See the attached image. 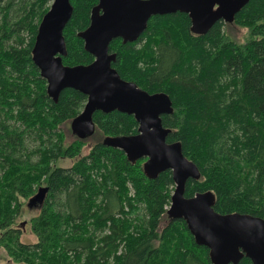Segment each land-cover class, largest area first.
Segmentation results:
<instances>
[{"label": "trees", "instance_id": "1", "mask_svg": "<svg viewBox=\"0 0 264 264\" xmlns=\"http://www.w3.org/2000/svg\"><path fill=\"white\" fill-rule=\"evenodd\" d=\"M52 2L0 0V250L19 264H213L185 221L168 216L172 172L152 180L144 159L131 162L103 144L138 134L134 116L97 112L95 134L81 140L71 123L87 96L67 89L57 101L48 97L33 48ZM98 3L71 0L65 66L94 62L79 35ZM231 25L247 31L245 41L227 31ZM191 26L179 12L152 17L135 43L110 44L112 67L171 98L174 113L162 118L168 142L181 144L201 172L185 197L212 192L216 212L264 219V0H251L233 23L220 21L207 34ZM66 160L70 167L61 165ZM41 187L49 193L30 221L37 242L25 244L18 221ZM239 264L252 262L245 256Z\"/></svg>", "mask_w": 264, "mask_h": 264}, {"label": "water", "instance_id": "2", "mask_svg": "<svg viewBox=\"0 0 264 264\" xmlns=\"http://www.w3.org/2000/svg\"><path fill=\"white\" fill-rule=\"evenodd\" d=\"M251 0H99L92 10L90 26L79 36L85 49L94 57L90 65L65 66L67 55L64 30L73 16L71 0H53L38 29L33 48V62L47 81V94L57 101L64 90L73 89L87 96V103L71 123L72 132L81 140L96 132L94 115L118 111L134 116L138 134L109 136L106 147L121 150L131 162L145 160L143 170L155 180L171 171L175 190L168 216L184 220L200 247L209 249L213 264H239L248 257L252 264H264V219L248 214H220L215 211L212 192L186 198V185L199 181L201 172L188 160L181 144L169 143L171 130L162 118L174 113L166 93L151 94L133 82L122 79L112 67L115 56L110 44L122 39L135 43L148 28L154 16L187 14L191 31L207 34L218 22L233 23L236 15ZM48 187H41L28 208L44 204Z\"/></svg>", "mask_w": 264, "mask_h": 264}, {"label": "rangeland", "instance_id": "3", "mask_svg": "<svg viewBox=\"0 0 264 264\" xmlns=\"http://www.w3.org/2000/svg\"><path fill=\"white\" fill-rule=\"evenodd\" d=\"M227 31L239 41H243V40L245 41L247 38V31L239 27H236V26L234 27V25H231L230 27H228ZM36 145H37V142L35 141V139L29 140L28 150L34 151L36 149ZM87 152H88V149H86L83 154H86ZM61 165L64 167H70L71 162L66 160V161H63ZM39 213H40L39 208L29 209L27 205V207L25 206L23 213L19 218L18 224L22 229L21 241L25 244H33L37 242L35 235L31 231L30 221L33 217L38 216ZM23 223H24V226H23ZM0 264H19V263L10 262V258L5 252V250L1 249L0 250Z\"/></svg>", "mask_w": 264, "mask_h": 264}]
</instances>
